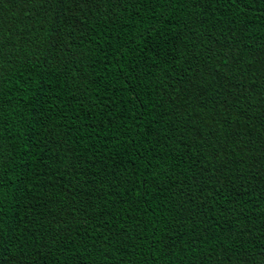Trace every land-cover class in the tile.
Here are the masks:
<instances>
[{
  "label": "trees",
  "instance_id": "trees-1",
  "mask_svg": "<svg viewBox=\"0 0 264 264\" xmlns=\"http://www.w3.org/2000/svg\"><path fill=\"white\" fill-rule=\"evenodd\" d=\"M0 264H264V0H0Z\"/></svg>",
  "mask_w": 264,
  "mask_h": 264
}]
</instances>
